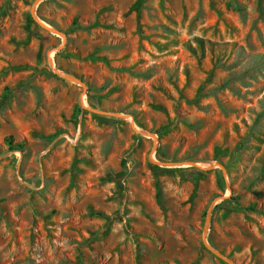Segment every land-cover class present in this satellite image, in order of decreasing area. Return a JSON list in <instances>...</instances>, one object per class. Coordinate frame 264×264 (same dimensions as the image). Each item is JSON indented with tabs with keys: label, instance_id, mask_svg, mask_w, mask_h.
Masks as SVG:
<instances>
[{
	"label": "rangeland",
	"instance_id": "rangeland-1",
	"mask_svg": "<svg viewBox=\"0 0 264 264\" xmlns=\"http://www.w3.org/2000/svg\"><path fill=\"white\" fill-rule=\"evenodd\" d=\"M0 264H264V0H0Z\"/></svg>",
	"mask_w": 264,
	"mask_h": 264
},
{
	"label": "water",
	"instance_id": "water-1",
	"mask_svg": "<svg viewBox=\"0 0 264 264\" xmlns=\"http://www.w3.org/2000/svg\"><path fill=\"white\" fill-rule=\"evenodd\" d=\"M216 256H218L219 258H221V259H224L221 255H219L218 253H216V252H213ZM224 260H226V259H224Z\"/></svg>",
	"mask_w": 264,
	"mask_h": 264
}]
</instances>
